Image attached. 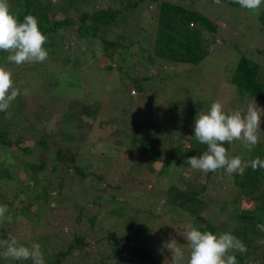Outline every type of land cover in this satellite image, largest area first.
<instances>
[{
	"label": "trees",
	"instance_id": "obj_1",
	"mask_svg": "<svg viewBox=\"0 0 264 264\" xmlns=\"http://www.w3.org/2000/svg\"><path fill=\"white\" fill-rule=\"evenodd\" d=\"M21 1L23 9L18 11L15 16L20 22H23L24 17L29 14L37 18L40 30L49 38L44 47L49 46L51 50L56 49L60 40L50 41L51 37L53 35L64 36L68 31L73 32L87 42L99 41L105 56L114 61H116L115 58L121 61L118 67L119 73L131 82L134 88L132 92L134 91L136 95L151 91L147 89L145 84L155 78L161 82L163 87V81L167 83L168 80H171L168 83L173 84L175 81L177 83L179 79L190 77L189 66L199 67L209 56L211 46H215L217 40L220 39L221 42H225L237 53V62L227 72L226 76L227 82L237 90V99L240 103L237 110L246 111L248 104H255L256 102L257 106L261 108L258 110L261 112L262 129L264 124V3L261 5L259 14H254L240 7L233 0H221L219 11L206 14L198 8L182 3L180 0ZM145 2L151 4L146 9H142ZM108 3L109 6H106ZM212 10H214V7L208 11ZM234 10H237L238 13L242 12L245 15L243 17L252 22L253 25H248L249 29H252V26L256 27V36L259 39L256 45L253 46L255 48L247 46L242 50L243 48L238 43L232 44L229 41L230 36L226 32L230 28V24L237 21L242 27L243 24L248 22L243 23L242 15H237ZM59 30H64L65 33H57ZM141 43L154 48V54L161 62L155 63L153 57H146L144 55L146 49L135 52L137 45ZM170 64L173 65L175 70L183 65V71L185 72L183 77H178L176 80L170 78L169 72L166 71ZM78 69V71L81 70L80 65ZM137 69H142V73H138ZM166 86L162 88L165 91ZM179 86L182 90L187 89L182 84ZM180 88L176 89L180 90ZM193 96L198 99L194 94ZM213 102V99L209 103L204 102V105L203 102H199L198 106L209 108ZM199 107L195 105L189 107L188 110L194 114V116L190 114L189 117L196 120ZM77 115L78 125L80 126L84 125L83 116H96L95 112H91L87 107L80 110ZM70 118L68 122L71 125L69 127L73 125L72 121L76 120V117L71 116ZM194 125L195 123L191 122L183 129L178 128L177 132L165 133L160 131L157 124L151 126L148 123L134 121V134L131 136L130 148L138 155L135 156L131 165L127 164L128 162L125 160H120L114 163L112 170L117 169L120 171L121 168V182L129 184L127 191L132 190L134 182L139 183L137 176L140 172L145 174L147 171L148 175L156 174L158 176L157 181L161 182L162 185L168 184L166 189L162 188L164 202L174 208L181 209L183 224H187L188 218V222L195 224L194 227L202 232H212L216 235L220 232H230L240 239L247 248L245 253H239L242 254L239 259L244 264H264V232L257 229L258 223L264 224V169L253 171L251 167H248L242 175L235 173L230 175L224 169L203 173L191 168L185 162L184 174L187 175L183 174L176 181L168 180L167 176H171L176 167L174 163L181 165V158H185L186 161L190 156L202 155L207 149L206 145L195 140ZM261 129L258 131L259 142L251 151L243 147L239 140L230 144L225 143L224 147L227 149L228 156L230 158L239 156L245 163L256 157L264 160V138ZM72 132L67 129V131H58L53 135L46 133L45 136L37 138L34 142L37 143L35 147L38 149V163L25 162L21 168L22 171L20 170L21 175L18 174L20 186H25L27 192L36 188L39 189L40 198H50V196L55 195L50 200H62L64 202L61 206L66 205V208L61 210L57 209V205L55 208L49 207L44 211L48 212L47 214L42 211L39 212L36 206V200L39 199L38 195L28 200L24 197L23 192L16 196L17 199L23 196L19 199V204L22 205L20 212L31 213L32 218L35 215L39 217L41 212L42 215L50 216V219L47 218V225L50 228L49 231L52 230V232L48 231V235L51 233L53 235L54 233L59 234L56 232L58 225L64 224L63 218L70 215L68 212L71 209L77 211L79 202L65 203V201L72 197L70 196L71 193L80 188L82 190L78 195L80 193L87 194V191L95 189L97 194L93 196L92 200L100 205L105 202L110 203L113 206V209L110 210L112 215L116 213L119 206L123 209L129 208L126 201L119 202V196L123 195L120 192L122 183L119 184V180L114 183L105 180L102 177L103 175L98 173V169L95 171L94 163L81 160L79 150L81 146L80 144L75 146L71 142L74 135L77 137L73 130ZM161 132L166 135L160 134ZM18 133L21 132L18 131ZM115 133H110V136H114ZM186 133L190 135L189 141L187 140L188 143L184 141ZM149 135H152V138L149 142H146L145 138L147 137L145 136ZM50 136H53L51 144L46 140V137ZM28 138L24 135L11 138L8 137V133L0 131V145L3 148L5 146L13 147L14 145L19 147L21 143L27 142ZM78 138L86 140L85 136ZM107 139L101 138L99 141L103 142ZM29 142H32V138ZM107 148H109V145H107ZM30 151L32 152L30 148L22 149L23 154H29ZM109 153L110 150L107 151V149L103 152L104 155ZM14 155L18 160L14 162L15 165L13 162H8V166L4 162L7 168L10 169H6L0 163V179L6 177L9 180L8 184L0 187V190L3 189L0 192V195H3V200L9 187L18 179L14 170L18 167V162L22 161L18 154ZM164 159H169V162H164ZM95 160L98 159L95 158ZM99 160H102V156ZM48 164L51 166L49 167ZM101 171L105 172L103 169ZM49 175L52 179L47 182ZM97 180L98 183L93 184ZM20 186L16 192L22 189ZM148 186L152 187V185ZM211 188L218 190L220 195L223 193V196L219 198L220 204L214 212L210 210L212 201H206L204 198V195ZM164 195L166 198H164ZM134 196L137 195L134 194ZM134 196L133 199L135 200ZM3 200L0 205L8 206L11 204ZM214 202L217 201L214 200ZM128 203L130 202L128 201ZM244 203L246 206H244ZM137 211L144 214V210L137 209ZM124 212L126 211L124 210ZM148 213L154 215L151 212ZM212 213L217 217V222L212 221ZM159 215L160 217L158 215H154V217L159 220L163 217V214L160 213ZM183 215L186 218L185 220ZM70 216L74 218L73 214ZM109 216L108 213H106V216H101L100 211H96L91 215L84 212L75 215L76 224H73V232L70 231L69 233L73 236L69 237L68 247L55 254L54 264H62L68 258L75 260L70 264H79V259H91L92 264H120L124 251L132 255V259H136L135 261L138 264H160L157 263L158 260L155 258L154 253L158 245L151 240L149 232L146 236H142L145 226L141 224L140 219H131L126 234L119 236L116 231H108V234H104L99 230L100 225L105 219L108 220ZM185 221L186 223H184ZM152 222L155 221L152 220ZM81 223L89 225V228L87 230L82 229ZM227 228L228 230H226ZM62 237L64 236L62 235ZM109 239L115 242V250L114 253L104 256L98 249L99 244ZM170 240L173 239L170 238ZM2 241L5 240L0 239V242ZM261 241L263 243H259ZM3 251V245L0 244V252ZM161 252L166 261L165 264H171V250L161 248ZM158 254L160 255V253ZM98 255L101 256L97 257ZM30 263L32 262L6 260L0 256V264Z\"/></svg>",
	"mask_w": 264,
	"mask_h": 264
},
{
	"label": "rangeland",
	"instance_id": "obj_2",
	"mask_svg": "<svg viewBox=\"0 0 264 264\" xmlns=\"http://www.w3.org/2000/svg\"><path fill=\"white\" fill-rule=\"evenodd\" d=\"M180 1L189 6H193V8L200 9L206 14L214 11L217 12L220 7L214 3V0H212L213 2L210 0ZM213 3L214 5H212ZM8 4L10 11L14 15L23 9L21 0H8ZM150 4V2H145L142 9H146ZM106 6H109V3ZM212 7H214V10L209 12L208 10ZM234 12L237 15H242V19H244L243 23L248 21L243 17L245 15L242 12L238 13L237 10H234ZM235 13L233 14L236 15ZM249 24H252L250 20L241 27L240 23L234 21L230 24V28L227 29L226 32V34L228 33L230 36L229 41H231L232 44L238 43L241 48H243L242 50L247 46L253 47L259 39V37L256 36V27L252 26V29H249ZM57 33L63 34L65 32L64 30H59ZM48 39L49 38H47V40ZM54 39L60 40L57 45L58 47L54 50H51L49 46L45 47L49 55L42 63H25L17 66L7 60V52L2 53L0 51V67L12 73L14 87L20 90V95L11 102L7 112H0V131L8 133V137L10 136L11 138L18 137L19 135H24L26 138L29 137L27 142L21 143L19 147H15L14 145L13 147L5 146L3 148V146L0 145V163L4 165L6 169H10L6 166L8 162H13L14 164L15 161H18L14 154H18L22 161L20 163L18 162L19 165H17L18 167H16L15 170L13 168L15 176L16 178L18 177V179L9 187L4 200L3 195H0V203L2 200L11 203L7 206L8 212L6 216L11 215L13 217L11 223H8L7 220L0 223V239L7 240L9 236L12 235L15 236L20 243H24L25 246H30L32 243H39L45 259V264H54L56 258L55 254L58 251L65 250L68 247L70 238L73 236L69 233L70 231L73 232V224H76L74 220L75 215L77 216L83 212L86 214L90 213L91 215L96 211H100L101 216H106V213L110 215L109 219H105L99 227V230L104 234L108 231H116L119 236H123L126 234V230H128L131 219H140L141 224L145 226L142 231V236H146L149 232L151 234V240L158 245L154 251L155 258L158 260L157 263L165 264L166 261L162 255L161 248H167V244L171 242L170 238L176 242L177 247L181 248L187 259L189 256V248L184 238V233L188 225L194 226L195 224L190 221L188 222V218L187 224H183L181 217L183 213L181 209L174 208L164 202L162 188L166 189L168 184L165 183L162 185L161 182L157 181L158 176L156 174L148 175L147 171L145 174L140 172L137 176L139 183H132V190L127 191L129 184L121 182V168L120 171L117 169L112 170V166L120 160H125L128 162L127 164L131 165L134 162L135 156L138 155V153L133 152L130 148L131 136L134 134V121L148 123L151 126L157 124L159 125L160 131L174 133L178 131V128H185L188 123H195V118L189 117L190 114L191 116H194V114L192 111L190 112L188 108L193 107V105L199 107V102H203L202 104L204 105V102L209 103V101L213 99L214 102L219 101L222 103L224 111H236L237 106L240 104L237 99V90L233 85L227 82L226 76L227 72L230 71L237 62V53L225 42H221L220 39H218L217 43H215L216 47L211 46L209 56L199 67L189 66L188 72L192 74H190V77L179 79L177 83L175 81L173 84L168 83L171 80H168L167 83L163 81V87L167 85L166 91L162 89L161 82L155 78L153 81L145 84V86L147 85V89L151 91L138 93L137 96L134 91L132 92L134 88L131 82L125 79L124 75L119 73L118 67L121 61L118 58H115L116 61H114L105 56L104 52L101 50L99 41H93L92 43L87 42L85 39H81L76 34L69 31L64 36L53 35L50 41H54ZM144 45L145 43L137 45L135 52L146 49L144 53L146 57H153L155 63L161 62V60L157 59L155 56L154 48ZM148 52L151 53V55H149ZM68 54L70 56H67ZM75 65L78 67L80 65L81 70L78 71L80 68L78 69ZM180 66L181 67L176 70L173 68L172 64L166 68V71H168L171 76L170 78L176 80L178 77H183L185 74L183 71L184 66ZM137 72L142 73V69H137ZM180 84L187 87V89L182 90L179 86ZM176 88H180V90ZM193 94L197 96L198 99H196ZM86 107L89 108L91 112H95L97 117L83 116L82 121L84 125L80 126L77 121V113ZM209 109L210 107H199L198 114L201 111L206 113ZM71 116L76 117V120L72 121L73 125L69 127L71 124L68 121L71 119ZM67 129L68 131L70 130V132L73 130L77 135V137L74 135V141L71 140V142L75 146L80 144L81 147H79V150L82 161L94 163L96 167L95 171L98 169V173H101L105 180L111 183L119 180V184L122 183L120 192L123 195L119 196V202L126 201L128 204L127 207L129 208L123 209L119 206L116 213L112 215L110 210L113 209V206L110 203L105 202L103 205H100L97 204L95 200H92L93 196L97 194L95 189L87 191V194L80 193V195H78L82 190V188H80L75 190L74 193H68L72 197H69V200L65 201V203L79 202L77 211L75 209L72 211L73 209H71L70 212H68L70 215L73 214L74 218L67 215L63 218L64 224H57L58 229L56 233L59 234L54 233L53 235V233H51L48 235L49 232H52V230L49 231L50 228L47 225V218L50 219V216L42 214H48V212L44 211L49 207L55 208L57 205V209L61 210L66 208V205L61 206L64 202H62V200H50V198L55 195L50 196V198H40L39 189L37 190L34 188L27 192L25 186H20L18 174L21 175V168L25 162L38 163V149L35 147L37 143L34 142L37 138L45 136L46 133L53 135L58 131H67ZM261 130L263 134L262 137L264 138V124ZM18 131L21 133H18ZM110 133H115V135L111 137ZM160 134L166 135L162 132ZM81 136H85L86 140L78 138ZM52 137L53 136L46 137V140H48L50 144L52 143ZM145 137H147L145 138L146 142H149L152 135ZM189 137L190 135L186 133L184 140L186 143H188L187 140L189 141ZM30 138H32V142H29ZM101 138L108 139L100 142L99 140ZM95 145L97 146L94 147ZM107 145H109V148H107ZM184 145L182 146L184 147ZM24 148H30L32 152L30 151L29 154H23L22 149ZM105 149H107V151L110 150V153L104 155L103 152ZM101 156L102 160L100 161L99 159ZM95 158L98 160H95ZM181 159V165L174 163L176 167L173 173L171 176L169 175L170 178L167 176L169 181L170 179L176 181L184 174V163L186 161L185 158ZM4 162H6V164ZM164 162H169V159H164ZM48 165L49 167L51 166L50 164ZM101 169L105 170V172L101 171ZM162 176L164 177V175ZM20 179H22V177H20ZM51 179L49 175L47 177V182ZM8 182L9 180L6 177L0 179V187L8 184ZM96 183H98V180L93 184ZM148 185H152V187ZM19 186L22 189L16 192ZM2 190L3 189H1L0 192ZM21 192L25 194L24 197L26 200L32 199L35 196L37 197L38 195L39 199L36 200V206L39 212H43L40 213L41 215H39V217L35 215V217L32 218L31 213L26 214L22 211L20 212L22 205L19 204V199L23 198V196L19 199H17L16 196ZM134 194L137 196H134ZM220 196H223V193L220 195V192L213 188L204 195L206 201H212V203H210V210L212 212L217 210L220 204ZM164 198H166L165 195ZM214 200L217 202L215 203ZM128 201L130 203H128ZM244 206H246L245 203ZM137 209L144 210V214L142 212V214L139 213ZM124 210L126 212H124ZM148 212L158 215V217H160L159 214L162 213L163 217L158 220L154 215ZM183 217L185 220L186 218L184 215ZM211 218L213 222L218 221L213 213ZM152 220L155 222L153 223ZM222 220L226 221L225 219ZM184 223H186V221ZM80 225L84 230L89 228V225H83L82 223ZM226 230H228V228ZM221 233L223 232L219 234ZM62 235L64 237H62ZM259 243H263V241ZM98 249L104 256L109 253H114L115 242L111 239L104 241L99 244ZM158 253H160V255ZM239 253L240 252H234L232 254L236 256L237 264H244L243 261L239 259L242 255ZM122 255L123 258L120 264H138V262L135 261L136 259H132V255L128 254L126 251H124ZM100 256L101 255H98L97 257ZM28 261L32 262L31 260H27L26 262ZM74 261V259L68 258L66 261H63L62 264H70ZM78 262L79 264H92L91 259H79Z\"/></svg>",
	"mask_w": 264,
	"mask_h": 264
},
{
	"label": "clouds",
	"instance_id": "obj_3",
	"mask_svg": "<svg viewBox=\"0 0 264 264\" xmlns=\"http://www.w3.org/2000/svg\"><path fill=\"white\" fill-rule=\"evenodd\" d=\"M240 7L259 14L264 0H233ZM219 5L221 0H214ZM47 37L39 28V23L33 15H26L23 22L12 14L8 0H0V51L7 52V60L17 66L25 63H42L48 58L45 49ZM20 95V90L14 87L12 73L0 67V112H7L11 102ZM261 109L255 104H248L246 111L236 110L231 113L224 111L219 101L211 104L208 112L201 111L194 125L195 140L207 146L206 151L199 156H190L186 162L191 168L203 173L216 172L224 169L227 174H244L246 168L253 171L264 169V160L256 157L245 163L241 157H229L225 143L241 141L243 147L251 151L259 142L258 131L261 129ZM7 205H0V223L7 220L11 223L13 217L7 215ZM257 229L264 232V224H257ZM184 238L189 248V256L172 240L167 244L171 250V264H237L232 253L247 251L244 243L230 232L219 235L212 232H202L192 225L186 227ZM4 251L0 256L14 261L31 260L32 264H45V259L39 243L25 246L15 236L0 242Z\"/></svg>",
	"mask_w": 264,
	"mask_h": 264
}]
</instances>
